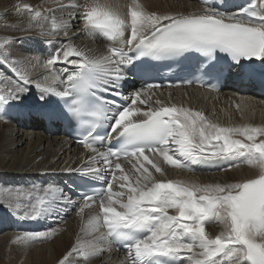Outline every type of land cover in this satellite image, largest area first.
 I'll return each mask as SVG.
<instances>
[{"label":"snow or ice","instance_id":"1","mask_svg":"<svg viewBox=\"0 0 264 264\" xmlns=\"http://www.w3.org/2000/svg\"><path fill=\"white\" fill-rule=\"evenodd\" d=\"M201 2L202 10L188 13H160L139 0L126 12L114 0L12 5L19 20L3 27L35 35H0V121L14 112L67 123L85 158L64 171L79 173L86 185L103 181L82 193L54 184L0 185V207L21 222L70 209L83 220L89 210L81 233L91 238L78 234L57 264H92L114 246L126 253L120 264H264V126L222 125L202 111L153 101L157 83L124 93L149 61L196 58L200 77L169 87H203L202 77L264 65V0L232 13L214 0ZM80 35L107 41L105 51L78 46ZM24 39L53 50L17 52ZM157 158L179 171L243 165L254 174L225 183L173 180ZM209 224L220 226L215 236ZM57 234L25 230L11 243L27 247Z\"/></svg>","mask_w":264,"mask_h":264},{"label":"bare ground","instance_id":"2","mask_svg":"<svg viewBox=\"0 0 264 264\" xmlns=\"http://www.w3.org/2000/svg\"><path fill=\"white\" fill-rule=\"evenodd\" d=\"M18 2L35 6L43 3V0H0V35H11L16 38L35 35L3 27L5 24L18 22L19 18L12 12V5ZM139 2L150 10L160 13L198 12L204 7L201 0H139ZM214 2L219 11L232 13L247 5L249 0H214ZM114 3L124 12L131 0H114ZM74 42L97 54L104 52L107 45V41L94 39L88 35H80ZM56 46L58 45H54L53 48ZM15 50L21 53L32 51L47 56L53 49L36 40L24 39L23 43L18 40ZM235 75L264 76V65L257 61L252 65L250 72H236ZM153 92L155 93L153 101L160 99L168 105L176 104L202 111L209 120L222 125L264 126V100L257 99L254 95L234 92L211 94L196 88ZM27 120L17 117L13 112L9 113L8 123L0 121V185L59 186L58 178L71 173L64 169L79 167L84 161V149L74 147L64 138L45 136L43 128L38 126L41 123L37 119H34L32 127L19 125L21 122L26 124ZM157 162L165 168L168 179L201 184L235 182L254 174L253 169L243 165L227 171L196 174L194 171H179L164 165L162 158H157ZM89 215L90 212L86 209L82 220L76 215L75 210L70 209L67 214L62 213L60 218L21 222L0 207V264H32L33 257L40 258L38 264H57V261L71 248L78 234L84 239L91 238L81 233ZM53 228L58 229V234L46 242L34 243L27 247L11 243L15 235L25 230L45 231ZM206 230L210 235L215 236L220 231V226L209 224L206 225ZM125 255L126 253L112 249L111 252H104L99 258L93 259L92 264H120Z\"/></svg>","mask_w":264,"mask_h":264},{"label":"rangeland","instance_id":"3","mask_svg":"<svg viewBox=\"0 0 264 264\" xmlns=\"http://www.w3.org/2000/svg\"><path fill=\"white\" fill-rule=\"evenodd\" d=\"M65 253V252H64ZM40 263V258L39 257H33L32 258V264H38ZM5 264V263H4Z\"/></svg>","mask_w":264,"mask_h":264}]
</instances>
